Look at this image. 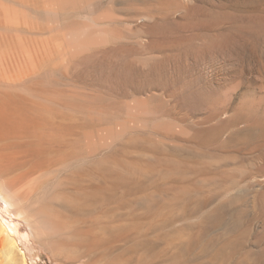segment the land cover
I'll return each mask as SVG.
<instances>
[{
  "label": "rangeland",
  "instance_id": "1",
  "mask_svg": "<svg viewBox=\"0 0 264 264\" xmlns=\"http://www.w3.org/2000/svg\"><path fill=\"white\" fill-rule=\"evenodd\" d=\"M8 85L60 112L18 187L60 257L6 213L30 264H264V0H0Z\"/></svg>",
  "mask_w": 264,
  "mask_h": 264
},
{
  "label": "bare ground",
  "instance_id": "2",
  "mask_svg": "<svg viewBox=\"0 0 264 264\" xmlns=\"http://www.w3.org/2000/svg\"><path fill=\"white\" fill-rule=\"evenodd\" d=\"M1 88L3 87H0V264H30L26 251L17 241L19 229L13 226L15 224L6 217V213L23 220L41 246L54 256L60 257L63 250L60 236L65 235V226L61 221L59 223L52 218V211L49 212L47 209L33 211V208L27 204L26 193L19 191L18 188L31 175V172L42 171L54 159L60 162L62 140L60 139L58 105L49 103L42 90L34 92L22 87L18 92V89L14 91L10 85L4 89ZM29 95H33L34 98L31 99ZM116 175L119 176L118 173ZM100 188L98 190L101 191ZM100 191L96 192L100 193ZM70 209V211L73 210ZM76 232L72 233L73 237H76L71 239L80 241V238H86L85 240H89L92 246L101 238L97 240L89 234ZM68 239L64 238L66 241ZM83 264L88 263L84 260Z\"/></svg>",
  "mask_w": 264,
  "mask_h": 264
}]
</instances>
